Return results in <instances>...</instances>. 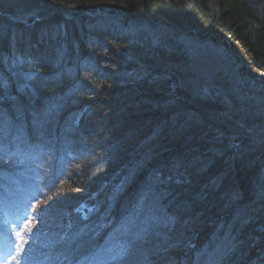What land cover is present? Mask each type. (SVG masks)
Wrapping results in <instances>:
<instances>
[{"label": "trees", "instance_id": "16d2710c", "mask_svg": "<svg viewBox=\"0 0 264 264\" xmlns=\"http://www.w3.org/2000/svg\"><path fill=\"white\" fill-rule=\"evenodd\" d=\"M100 6L119 13L97 12ZM0 15V84L10 87L9 94L0 92V129L25 127L28 134H43L46 143L75 146L65 161L74 163L69 182L45 196L50 212L62 217L60 228L70 224V239L96 250L128 219V239L135 232L138 238L147 235L125 207L95 211L98 222L90 227L71 226L68 184L87 192L102 177L115 175L120 187H133L124 200H139L127 209L141 219L151 221L138 205L158 203L171 213L157 242L143 244L157 246L156 253L146 249L138 264H170L188 250L207 247V237L211 245L202 254H213V264H264V139L258 134L264 129V0H0ZM145 16L154 18V32L161 29L169 38L132 31L144 27L139 20ZM51 25H57L56 35L43 30ZM193 34L208 38L198 48L202 55L181 41L188 38L195 46ZM223 39L249 63L248 76L263 74L262 80L244 77L227 51L226 60L214 63L207 52H220ZM30 73L39 79L30 81ZM196 73L197 80L189 78ZM49 75L52 80L44 81ZM31 94L36 103L28 100ZM47 105L50 116L42 119ZM18 138L20 151L37 143L34 135ZM220 149L242 150L227 161ZM49 152L42 149V159ZM144 180L150 192L142 189ZM242 212L247 215L234 218Z\"/></svg>", "mask_w": 264, "mask_h": 264}, {"label": "bare ground", "instance_id": "6f19581e", "mask_svg": "<svg viewBox=\"0 0 264 264\" xmlns=\"http://www.w3.org/2000/svg\"><path fill=\"white\" fill-rule=\"evenodd\" d=\"M111 10L115 15L119 13V11H117L116 9H109L104 6H100L96 8L97 12H110ZM87 14H89L88 16L90 18L95 19V17H97L96 13H87ZM31 16L35 22H38L40 20V18L36 16L35 14H31ZM117 19L119 18L117 17ZM12 21L18 23L16 19H12ZM131 21L133 22L134 20H131ZM82 22L83 24H85V21H82ZM92 22L93 21H91V23ZM56 27L57 25H53V26L51 25L50 28L45 27L43 30H45L46 33H52L56 35L58 31L57 29H55ZM97 30L99 33L104 31V30L102 31L101 28H98ZM27 34L28 36H32L31 33H27ZM60 38L61 37H59L58 39ZM163 38H169V35L167 34L163 35ZM197 40H200V39H197ZM21 65L25 66L23 63ZM244 76H246L248 80H258V81L260 80L259 79L260 77L258 76L251 79V77L248 76V73H246ZM39 77L40 75H35L33 73L32 74L30 73L27 79H29L30 81H35L36 79H39ZM50 79H51L50 75L47 76L46 78L43 77V80L46 82ZM144 80H147L146 75L144 77ZM6 87H7L6 85L0 84V92H2L1 94H4V93L9 94L8 93L9 91H6V90L10 89V87L9 88L8 87L6 88ZM18 87H17V92L21 93L22 89ZM14 94L16 93L14 92ZM27 98L28 100H31L33 103H36L35 101H37V98H35L33 94L27 96ZM65 100L66 98H63L61 101H59L63 105V107L66 102ZM50 109L52 108L43 106L42 109L40 110L41 115L39 116L42 119L50 116V113H48L49 112L48 110ZM53 109H55V107H53ZM62 117L64 119L62 123H64V121H67V118L65 116H62ZM57 126L58 127L62 126V124H57ZM18 130L14 132H18L20 138H21V135H23L25 139H27L28 137H32L34 135V140L37 143L30 144L29 146H27V148H25V149H28L27 151H24V150L20 151L22 150V148L18 142L19 138L18 136H16L14 138H11L10 139L11 141H5V144H10L11 146L10 149H6L5 147H1L0 145V179L2 178L4 179L2 182H0V193L5 192L7 189L3 186H7V185L8 187L12 186L9 183H12L15 185L13 186L14 189L11 190L12 192L13 190L15 192L16 190L21 191L22 189L20 187H25L24 185H18V182L16 181V179L14 180L15 178L14 176L19 175L17 174L19 173L18 164H24L25 167H23L22 172H21L23 176H20V175L19 176L21 179H24L25 182L32 181L36 183V185L38 186V190L33 189V191H31V197L34 196L35 206L39 208V211H41V217L39 219L43 221V223L41 224L44 225V232H40L41 235L37 233H35L34 235H30V234H27V231H24V230L22 232L21 230L22 225L21 224L19 225V230L17 231L19 236L17 238H20L21 234H24V235L19 241L15 242L16 247L18 249V254L25 255L26 258H33V259L40 257L38 258L39 264H72V263H62L61 258L58 256L60 252V246L62 244L61 237L64 236L68 232L70 224L68 223L67 227L65 228H60L58 224H59V221L62 220V217H58V215H54L50 212L49 207L51 206L52 202L51 201L48 202L47 198L39 197V195L36 193H40L43 190L48 191L52 187H55V186L60 187L64 185V183L69 182L68 178H71L70 174L74 167V163L72 159H69L67 162L65 161L68 158V155H70V152L74 150L75 146L71 144L70 147L68 148L69 146L68 144H63L62 147L64 149H60V145L57 142H50V143L44 142V139L42 138L43 134L42 135L36 134V133L32 134V132H30L31 134H28L29 131H27L25 127H20V126ZM56 134L58 136V133ZM258 134L261 138L264 139V129H260ZM42 149L50 150V152H49V157L44 158L42 163H40ZM37 150H40V151H37ZM220 150L223 151L222 154L225 153L223 155L224 160L230 161V160L235 159L236 154L239 153L242 149H220ZM62 152H64L63 155H62ZM28 154L32 156V157L28 156L30 160H26V157H24V156H27ZM74 159L75 161H80L81 158H78L76 156ZM45 168H47L48 170H46ZM50 175L52 178L50 177ZM118 178L120 179V177H117V176L115 177V175H113L110 177V179L106 178L103 181L104 177H102L100 179L101 181H97L95 183V186L89 187L87 192H84L82 189H80L77 184H76L77 186L73 185L72 181L68 184V187H69L68 189L71 190L72 188L73 193L71 194L72 198L69 199L71 200L69 201L70 204L67 207H65V211H67L69 216L72 217L70 219L71 226L73 225L74 228L90 227L93 224L98 222L97 219L93 218V216H96L95 214H98L95 211L99 212L100 210H103L104 208L106 209L115 208V209L120 210L121 208L125 207L126 209H123V210L127 211L128 213L132 215V218L134 220L136 227L145 229L140 234L142 233L150 234L152 231L154 236H157V238H159L157 231L159 230V228L161 229L164 228L166 224L170 222V220L172 219L171 213L170 212L168 213L166 212V214L163 213L164 210L160 209V205L158 203L157 204L148 203L147 205H138L139 207H142L141 210L145 212L143 214L150 217L151 221L147 218L141 219L140 216L135 211L127 209L128 207L131 208L134 205H137L138 203H140L139 200H137L135 204L131 203L130 201L124 200V196L127 193L128 187L129 189H133V187L131 186H128L126 188L120 187L118 184V181H119ZM145 181L146 180L142 181L143 184H141V187L143 190L146 191L147 189V192H150L151 187L149 188L148 186L149 184H147ZM117 186L119 187L117 188L116 193H115L114 189ZM260 189L258 191H260ZM121 192H122L121 196L119 197L114 196V194H117L118 196ZM84 197L87 199H85ZM12 202L13 201L10 200L7 202V204L11 206L13 204ZM59 202L60 201L53 202V203L59 204ZM171 205H172V209L170 210H173L175 212L176 211L175 204L171 203ZM4 209L5 208H1L0 210L4 212L7 215V217L9 218L15 217V214L13 216L11 215V212H9L7 209L5 210ZM145 210H147L148 213H146ZM34 213L35 212L33 210L31 211V213L28 212L29 216L27 217V220L29 222H33L37 218V217H34ZM244 215H247V214L243 212L238 213L237 215H235L234 218L239 219L240 217ZM16 218L17 217L12 219L14 220L13 221L14 223L15 221H17ZM126 221L127 222L123 223L125 228H127L128 223H130L129 219ZM3 222L1 223V225L10 223V222H5V221ZM110 227L112 228V226ZM48 232L49 234L53 233V237H44ZM74 235H75L74 237L76 238H79L80 236L76 234ZM70 237H73V236H70ZM81 240L82 242H84L85 238L82 237ZM209 242H210L209 237L205 238V241L202 244H208L207 247L198 246L199 250L196 248L188 250L184 252L183 255L178 257L177 260L173 261L170 264H213L212 261L206 262L207 258L203 257V254H202L206 249H207L206 253H208V248L211 245ZM202 244L200 246H202ZM94 249H96L97 252H101L102 254L105 253L103 255V258L105 259L106 262H109V260L113 261L111 255L120 261L125 260V257L128 256L126 254L130 250L127 246H125L123 242H119L118 244H116L110 238L103 239L98 245V247H95ZM105 249H107L108 253L105 252ZM156 249H157V246L156 248L151 246L150 248H148L147 252H150L151 254L156 253ZM0 251L5 252L2 247L1 241H0ZM179 254H180V251H179ZM153 256H155V254H153L152 257ZM77 259H81V257L77 256ZM226 259H229V256H227L225 260ZM84 261L85 262L89 261L88 257H85ZM88 263L90 264V262ZM97 264H100V263L97 261ZM246 264H250V263L247 262Z\"/></svg>", "mask_w": 264, "mask_h": 264}, {"label": "rangeland", "instance_id": "374dc122", "mask_svg": "<svg viewBox=\"0 0 264 264\" xmlns=\"http://www.w3.org/2000/svg\"><path fill=\"white\" fill-rule=\"evenodd\" d=\"M156 19H159V18H156ZM150 20L152 21V20H154V18L148 17V16L142 17L141 20H139V21L142 22L141 25H143L144 27H140V28L134 27V28H132V31L140 32V33H142L144 35L147 34L148 36H152V38L159 40V36L162 35V37H163L164 32L161 29H160V31L158 29L157 32H154L150 28L151 27L150 24H149L151 22ZM160 20L161 19H159V21ZM160 23H165V22L164 21H160ZM168 24L173 27V25L171 23H168ZM148 27H149L150 30L148 29ZM171 30H172V28H171ZM194 36H195V34H193V37ZM194 39L196 40L195 44L198 45V46H196V45L194 46V44H191L192 42L188 38L186 39V38L182 37L181 41H183L182 43H184V45H186L187 47H191V49H192V47H194L193 48L194 50L192 52H195L197 54H201L202 55V51L199 50L198 48L203 50V47H206V45L209 44L208 38H202L200 40H197V38L194 37ZM224 43H225V46H224ZM229 43L230 42H229L228 39H223L222 42L218 43L219 45H217L218 48H220V52H218V51L215 52V53L214 52H207V54L211 58L213 57L212 59L214 60V63L216 62V64H219L221 60L222 61L226 60V58H227L226 55H228L229 57L231 56L232 59H235V61H237L238 65H240V67H243V70H244L243 74L245 75L246 74L245 70L248 69V64L249 63L248 62H247L248 64L247 63H243L239 59V57L232 52ZM195 49H196V51H195ZM224 51H227L228 54L225 55ZM213 53H214V56H213ZM197 74L198 73L190 75L189 78L195 77L196 78L195 80H197L198 79ZM215 74H216L215 72L211 73V75H214V76H215ZM208 76H209L208 79H205V81H204L205 83H207V81L210 80V73H208ZM257 76L260 77L259 79L261 80L263 74H258ZM244 77H246V76H244ZM263 79H264V77H263ZM47 107L50 108L49 105H47ZM8 127L9 126H6V127H3L2 129H0V137L3 138V140H1V144L0 145H1V147H5L6 149H10L11 146H10V144H5V141H11V140H9V138H14L16 136H19L18 132L12 131L11 128L8 130ZM20 141L21 140L18 139L19 143H20ZM68 148H69V146H68ZM60 149H63V147L61 148V146H60ZM37 151H40V150H37ZM28 156L32 157L31 155L28 154L27 156H24V157H26V160H30L28 158ZM24 162H22V163H24ZM261 165H262L261 178H262V181H264V165L262 163H261ZM18 167H19V173H17V174H19L20 176H23L21 172H22L23 167H25V165L24 164H18ZM19 175H15L14 176L15 178L14 177L13 178H14V180L16 179V181L18 182V185H24L25 186V187H20L22 189V190L20 189L21 191H17L16 190V192H15L13 190V192H12L11 190L14 189L13 186H15V185L12 184V183H9L12 186H10V187H8V185L5 186V188L7 187L6 191L3 192V193H0V209L1 208H5L9 212H11V215L14 216V214H15V217H17L16 218L17 221H15V223H14L11 218H9L10 219L9 220L7 215L0 210V239H4L6 241H9L10 244H11V242H14V241L16 242L17 241V237L19 236L18 232H17L19 230V225L22 224L21 230H23L24 225L27 224V217L29 216L28 212L31 213L32 210L35 212L34 214H36L37 218L33 222H29L28 223V225L26 227L27 234H30V235L35 234V232H34L35 227H37L36 232L39 233L40 235H41L40 232H44V225L41 224V223H43V221L41 219H39L41 217V211H39V208H37L35 205H34L35 208L33 207V204H35L34 203V197L33 196L31 197V191L33 189H37L38 190V186L36 185V183H34L32 181L31 182H25L24 179H21ZM16 177H18V178H16ZM3 180H4L3 178L0 179V182H2ZM43 192L45 194L44 195V198H45V196L47 195V192L44 191V190H43ZM24 196H26V197H24ZM10 200L13 201L12 202L13 204L11 206H9L7 204V202L10 201ZM3 221L10 222V223L1 225V223ZM16 232H17V234H16ZM144 234H146V233H144ZM48 235H49V232L44 237H47ZM147 235H144L141 238H138L137 235H136V232L132 233L131 239H127L126 240L127 245H125V246H127L130 250L126 254L128 256L125 257V260H122V261H120L118 259H115L113 261L109 260V262H105L103 264H138L137 259H140L141 261H143L145 259V256H146V249H148V246L144 247L143 244H145V245H148V244L153 245L155 242H157V239L155 238L154 234L151 233L150 236H149L151 238L150 241H148L146 243H143L142 241L144 240V238ZM24 238H26V237H24ZM128 240L130 242L132 241V244H133L132 246H130V242H128ZM75 247H78V246L74 244L73 245V249ZM105 252L108 253L107 249H105ZM104 254L105 253L102 254L101 252H98L97 256H96V259L94 258L95 255L92 257V256H90L88 254H85L86 256L92 257V261L91 262L90 261H87V262L82 261V264H89L88 262H90V264L92 262H93L92 264H97V261L100 263L101 262L100 260L103 258ZM94 261H96V262H94ZM0 264H5V262H0Z\"/></svg>", "mask_w": 264, "mask_h": 264}]
</instances>
